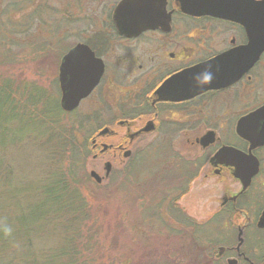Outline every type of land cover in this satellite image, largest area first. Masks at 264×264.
Instances as JSON below:
<instances>
[{
    "label": "flooded vegetation",
    "instance_id": "1",
    "mask_svg": "<svg viewBox=\"0 0 264 264\" xmlns=\"http://www.w3.org/2000/svg\"><path fill=\"white\" fill-rule=\"evenodd\" d=\"M120 1L108 8L107 19L96 21L94 16L86 17L91 37L85 34L79 41L87 44L104 65L97 86L73 110L89 103L85 114L98 125L90 137L93 159L105 155L113 159V162H104L102 181L98 183L93 179L101 185L105 178H110L112 163L131 158L141 143L161 142L160 146L164 144L167 147V142L189 143L190 152L185 154L177 149L175 165L170 164L163 169L164 173L176 170L182 176L175 185L190 189L205 169L223 177L224 181L231 178L238 187L223 194L215 209L201 214H192L182 205L189 189L182 196L179 192L169 201L171 216L180 220L183 230L190 231L188 235L193 237L208 234L216 228L222 232L223 228L231 225L235 215L241 220L239 225H231L237 229V245L227 243V237L223 235L222 244L217 247L212 244L194 246L196 255L191 263L264 264V228L257 225L264 210V143L250 151V141L237 131L243 117L264 106V52L234 83L200 91V87H204L199 77L200 66L247 45L249 35L246 26L218 16L188 14L177 0H165L164 18L160 17L158 24L125 34L113 20L114 8ZM95 11L90 9L92 15ZM61 59L56 78L60 103ZM216 66L223 72V63ZM261 130L262 126L256 129ZM210 132L214 141L203 143V137ZM196 146L201 148V154L193 155L191 151ZM224 146L245 154L252 152L258 158L259 171L247 186L245 173L249 168L241 165L243 160L227 156L222 163L214 158ZM145 149L142 148L143 151ZM183 161L192 169L199 167L197 177H191V168L181 167ZM107 163L111 165L109 173ZM229 184L234 185L232 182ZM255 205L258 209L252 216L249 209ZM229 210L234 213L229 214ZM240 231L242 242L238 246Z\"/></svg>",
    "mask_w": 264,
    "mask_h": 264
},
{
    "label": "rangeland",
    "instance_id": "2",
    "mask_svg": "<svg viewBox=\"0 0 264 264\" xmlns=\"http://www.w3.org/2000/svg\"><path fill=\"white\" fill-rule=\"evenodd\" d=\"M48 1L52 7L60 12H56L57 15L53 10L55 15L51 16L44 13L43 20H46V22L36 19L35 23L28 25L25 21L22 27L26 33H32V36H24L26 34L19 32L15 33L16 31L13 30L11 24L18 17L14 14L3 16L2 21L5 25L2 26V29L5 37L3 36L0 42V73L21 75L37 82L41 80V83L46 85L53 83L52 80L57 77L58 65L63 53L58 55L60 49L51 48L50 59L42 64L40 60L46 59L44 56L48 54H43L41 52L42 48L36 49L34 27H36V30L39 29L38 32L46 29L48 32L46 34L49 37L54 33L56 35L57 30L52 28L54 21L57 24L56 17L62 18L66 13L78 14L75 15L76 17L91 15L94 16V19L96 18V21H101L108 18V8L113 7L119 0ZM68 1L69 5H67ZM91 8L96 10L93 15L90 13ZM64 21L66 22L65 17ZM87 22L89 21L81 19L75 26L65 25L69 30L68 43L65 48L72 47L85 36L91 37L87 30L89 26ZM63 30L61 27L60 33L57 35L60 36ZM60 42L63 45V42ZM45 43V46H47L52 41ZM42 72L45 74L44 76L40 75ZM220 100L222 101L221 98ZM88 104L84 103L78 109V114L87 113ZM160 143H141L140 147L136 148L137 151L135 150L137 153L131 158H123L112 163L113 171L110 178H105V181L101 184L102 186H99L91 177L93 181L88 184L84 194L93 206L94 215L101 227V233L98 237V246L90 254L86 264H192L189 261L190 259L187 260L184 255L185 247L188 246L181 245L182 237H190L188 235L190 231H184L185 228L183 230L181 224L171 216L169 210L170 199L182 192V188L175 185L177 179H181L182 176H179L176 170H170L166 172L165 178L159 180L165 174L163 169L175 162L174 156L177 149L183 150V153L187 154L190 152V145L186 142H177L178 144L167 142L169 145L167 147L164 144L160 146ZM143 147L146 148L145 151L142 150ZM50 151L46 146L34 144V146H20L6 152L5 156L17 171L16 176L14 175L16 181H24L26 177L36 184L42 180L52 167V154ZM191 152L193 155L201 154V148L193 147ZM63 157L66 158L67 155ZM107 160L113 162L110 155H105L97 160L90 156L86 163V172L91 176L90 171L96 170L103 177L105 175L104 162ZM229 182L234 183V185H230ZM237 187V183L231 178L224 181L223 177L216 176L212 171L207 172L204 169L191 184L189 192L184 196L182 205L187 207V210L192 214L211 211L217 207V202L223 194L228 191L233 192V189ZM3 190L4 186L0 180V193ZM257 209L258 206L256 205L251 206L249 213L253 216ZM240 221V217L238 218L235 215L230 223L232 226L233 224L236 226L241 223ZM231 225L223 228L222 232L216 228L213 232L203 234L204 244H212L217 247L222 244L220 242L223 241L224 235L227 237V243L237 245V229L231 227ZM173 228L180 229V233L176 235L177 231ZM182 230L184 233L183 236H180L182 239L180 240L178 235L182 234ZM53 236L56 239L55 233H48L41 242L35 243L34 250H43L53 246L56 243L52 239ZM186 239L189 238L186 237ZM189 242H191L190 239L187 244ZM32 253L29 254L32 255ZM19 256H21L20 253L8 258ZM6 262L7 258L0 259V264H6Z\"/></svg>",
    "mask_w": 264,
    "mask_h": 264
},
{
    "label": "trees",
    "instance_id": "3",
    "mask_svg": "<svg viewBox=\"0 0 264 264\" xmlns=\"http://www.w3.org/2000/svg\"><path fill=\"white\" fill-rule=\"evenodd\" d=\"M51 7L48 0H0V42L5 37L3 16L14 14L18 17L11 24L15 33L32 36L24 31L23 23L32 25L36 19L46 22L44 13L51 16L55 11L58 15L59 10ZM75 15L64 14L66 22L64 17H56L57 24L54 21L52 25L57 30L56 35L48 37L46 29L38 32L39 29L34 27L36 49L42 48L41 52L48 54L44 56L46 59L40 60L42 64L50 59L51 48H59L58 55H61L71 47L65 48L69 32L65 25L75 26L81 19L91 17ZM61 27L64 30L58 36ZM45 42L50 44L45 46ZM56 78L46 85L41 80L37 82L21 75L0 73V180L4 186L0 193V259L7 258L6 264H86L98 246L101 227L84 194L93 181L85 168L93 150L90 137L98 125L89 115L78 114V110L68 112L61 107ZM34 144L51 150L52 167L36 184L26 177L24 181H16L17 171L5 154L10 149ZM181 167L184 169L188 165L183 161ZM189 168L191 177H197L199 167L192 169L189 164ZM165 177L166 173L159 180ZM188 189L182 188L180 196ZM174 219L180 222L176 217ZM173 229L177 231L176 235L180 233V229ZM48 233L56 234V239L55 236L52 238L56 243L43 250H34L35 243L41 242ZM181 233L179 238L183 236V230ZM186 237L191 241L189 244ZM186 237L180 238L181 245L188 246L184 255L192 262L196 255L193 247L208 244H204L201 234ZM19 253L21 256L17 258H8Z\"/></svg>",
    "mask_w": 264,
    "mask_h": 264
},
{
    "label": "water",
    "instance_id": "4",
    "mask_svg": "<svg viewBox=\"0 0 264 264\" xmlns=\"http://www.w3.org/2000/svg\"><path fill=\"white\" fill-rule=\"evenodd\" d=\"M177 2L185 13L208 14L233 20L245 25L248 31L249 43L247 45L222 54L213 61L200 66L199 77L203 80L204 85V87L200 85V91L221 88L234 83L264 52V0H177ZM165 5V0H121L114 8L113 20L120 31L125 34H130L135 30L139 32L158 24L160 17L164 18L163 8ZM159 13L163 14L159 15ZM222 63L223 66L227 64L224 66L225 68H221L223 72L216 66ZM103 72L102 60L96 57L94 51L87 44L79 42L71 47L62 57L59 67L61 107L68 112L76 109L81 100L97 86ZM259 126L263 128L260 132L256 131ZM237 131L250 141V151L263 144L264 106L243 117L238 123ZM202 140L205 144L213 142V133L206 134ZM227 156L243 160L241 165L249 168L245 173V186H247L259 171L258 158L252 152L245 154L229 146L219 149L214 158L223 163ZM110 167V163H107L108 173ZM90 175L98 183L102 181V177L95 170L90 171ZM237 176L240 177L239 174ZM257 225L259 228H264V210ZM241 235L242 231L238 246L242 242Z\"/></svg>",
    "mask_w": 264,
    "mask_h": 264
},
{
    "label": "clouds",
    "instance_id": "5",
    "mask_svg": "<svg viewBox=\"0 0 264 264\" xmlns=\"http://www.w3.org/2000/svg\"><path fill=\"white\" fill-rule=\"evenodd\" d=\"M208 78L210 79V76ZM6 231H10V230L6 229Z\"/></svg>",
    "mask_w": 264,
    "mask_h": 264
}]
</instances>
